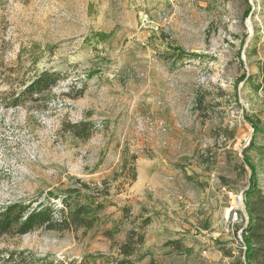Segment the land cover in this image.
I'll return each mask as SVG.
<instances>
[{"label":"rangeland","instance_id":"rangeland-1","mask_svg":"<svg viewBox=\"0 0 264 264\" xmlns=\"http://www.w3.org/2000/svg\"><path fill=\"white\" fill-rule=\"evenodd\" d=\"M0 52L11 83L59 76L36 101L0 106V207L59 209L84 183L151 218L142 252L156 264L251 263L244 203L249 168L264 195V0H4ZM88 121L85 140L67 131ZM117 210L85 234L2 236L0 264H115L128 227ZM234 210L246 220H230ZM10 252L23 255L6 263Z\"/></svg>","mask_w":264,"mask_h":264},{"label":"trees","instance_id":"trees-1","mask_svg":"<svg viewBox=\"0 0 264 264\" xmlns=\"http://www.w3.org/2000/svg\"><path fill=\"white\" fill-rule=\"evenodd\" d=\"M3 3L4 0H0V7ZM178 53L184 55L180 50ZM258 72L261 79L259 89L264 93V60L259 62ZM13 73L11 67L5 66L0 52V86L5 85L9 89L7 92L0 91V106L6 109L24 105L27 98L36 101L41 93L53 88L59 79L57 73L45 70L30 80L16 77L17 82L11 83L9 77ZM90 130L89 121L67 124V131L78 139H87ZM255 131H258L257 127ZM249 169L252 174L249 180L250 187L245 191L244 203L249 219L246 225L247 236L244 239L247 250L245 256L251 262L250 264H264V195L255 185L256 173L253 172V168ZM135 178L136 176L132 175L130 180L133 182ZM105 192V190L99 191L95 187L89 188L86 184L80 183L79 187L74 186L64 191L62 198H59V209H54L50 202L40 201L35 202L34 206L31 202L15 201L0 207V237L22 236L35 230L73 234L81 231L85 234L95 227L99 213L106 209V205H109L119 209L121 213L119 225L128 224L124 240L117 246L118 258L115 259V264H136L147 257L151 258L148 264H156L152 251L142 252L145 245L144 230L152 224L151 218L149 216L134 217L129 206H119L114 202H107V204L104 199L108 193ZM47 195L54 196V194ZM107 236L112 237L109 231L106 232ZM169 243L176 249L181 248L180 241ZM14 255H23V252L7 253L6 263L13 262ZM40 260V258L30 259L33 264H44Z\"/></svg>","mask_w":264,"mask_h":264},{"label":"built area","instance_id":"built-area-1","mask_svg":"<svg viewBox=\"0 0 264 264\" xmlns=\"http://www.w3.org/2000/svg\"><path fill=\"white\" fill-rule=\"evenodd\" d=\"M161 129H163V132L165 133L166 132V130L167 129H165L164 127H162ZM245 219V217L243 216V215H238V212L237 211H232V214L230 215V220H232V221H238V222H242L243 221V218ZM240 217V218H239ZM246 220V219H245ZM242 230L243 229H239L238 231H237V240L235 241V244L237 245V246H240V247H242V250H244L245 249V247H244V242H243V239H242ZM244 235H246V233H244Z\"/></svg>","mask_w":264,"mask_h":264},{"label":"crops","instance_id":"crops-1","mask_svg":"<svg viewBox=\"0 0 264 264\" xmlns=\"http://www.w3.org/2000/svg\"><path fill=\"white\" fill-rule=\"evenodd\" d=\"M132 186H133V184H132ZM107 210H109V209H116L117 210V208H115V207H113V206H109V207H107L106 208ZM117 212L120 214V212L117 210ZM119 218H121V217H119ZM120 220V219H119ZM123 238H124V236H123ZM122 238V239H123ZM124 240V239H123Z\"/></svg>","mask_w":264,"mask_h":264}]
</instances>
